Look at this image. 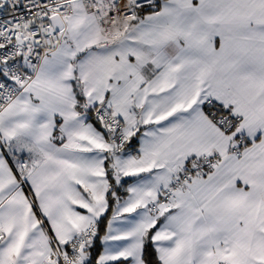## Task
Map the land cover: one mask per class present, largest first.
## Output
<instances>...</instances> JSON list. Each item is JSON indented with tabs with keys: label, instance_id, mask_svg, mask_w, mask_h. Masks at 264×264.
<instances>
[{
	"label": "snow or ice",
	"instance_id": "snow-or-ice-1",
	"mask_svg": "<svg viewBox=\"0 0 264 264\" xmlns=\"http://www.w3.org/2000/svg\"><path fill=\"white\" fill-rule=\"evenodd\" d=\"M0 264H264V0H0Z\"/></svg>",
	"mask_w": 264,
	"mask_h": 264
}]
</instances>
